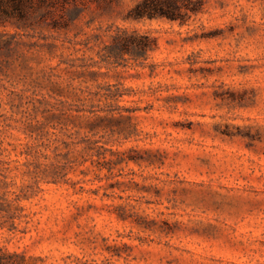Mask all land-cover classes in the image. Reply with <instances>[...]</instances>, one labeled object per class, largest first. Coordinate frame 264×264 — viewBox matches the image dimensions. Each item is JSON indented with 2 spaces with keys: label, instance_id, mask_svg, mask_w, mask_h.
<instances>
[{
  "label": "rangeland",
  "instance_id": "obj_1",
  "mask_svg": "<svg viewBox=\"0 0 264 264\" xmlns=\"http://www.w3.org/2000/svg\"><path fill=\"white\" fill-rule=\"evenodd\" d=\"M137 1L0 2V246L264 264V0L183 24L133 19ZM134 36L148 48L112 51Z\"/></svg>",
  "mask_w": 264,
  "mask_h": 264
},
{
  "label": "trees",
  "instance_id": "obj_2",
  "mask_svg": "<svg viewBox=\"0 0 264 264\" xmlns=\"http://www.w3.org/2000/svg\"><path fill=\"white\" fill-rule=\"evenodd\" d=\"M34 0H0V2L10 3L15 7L26 2ZM37 4L54 3L58 0H35ZM202 7V0H138L129 10L128 15L133 19H152V18H167L169 20L178 21L180 24L185 23L193 14H197ZM142 41H135L134 37L123 39L119 47L117 44L111 45L113 49H125L126 51H140L148 48L145 42V36H141ZM134 41V42H132ZM117 53V52H113ZM114 54V55H115ZM117 55V54H116ZM22 260L18 255L9 251L5 246H0V264H21Z\"/></svg>",
  "mask_w": 264,
  "mask_h": 264
}]
</instances>
